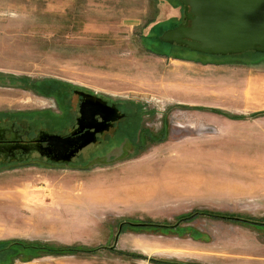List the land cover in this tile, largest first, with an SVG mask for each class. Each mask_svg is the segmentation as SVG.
<instances>
[{
    "label": "rangeland",
    "instance_id": "rangeland-1",
    "mask_svg": "<svg viewBox=\"0 0 264 264\" xmlns=\"http://www.w3.org/2000/svg\"><path fill=\"white\" fill-rule=\"evenodd\" d=\"M182 10L179 0H0V118L43 120V93L58 83L136 118L90 167L0 168V239H10L0 262L264 264V226L201 216L162 233L127 223L172 225L206 208L264 221V56L162 42ZM14 239L98 249L25 263Z\"/></svg>",
    "mask_w": 264,
    "mask_h": 264
},
{
    "label": "flooded vegetation",
    "instance_id": "flooded-vegetation-1",
    "mask_svg": "<svg viewBox=\"0 0 264 264\" xmlns=\"http://www.w3.org/2000/svg\"><path fill=\"white\" fill-rule=\"evenodd\" d=\"M43 95V100L52 102L43 112V120H25L21 116L0 118V168L34 162L90 167V158L96 152L118 150L114 143L136 119L121 107V102L87 89L58 83ZM90 132H95L94 136ZM84 134L91 141L81 139ZM58 139L65 147L55 146ZM82 141L86 144L73 151Z\"/></svg>",
    "mask_w": 264,
    "mask_h": 264
},
{
    "label": "water",
    "instance_id": "water-1",
    "mask_svg": "<svg viewBox=\"0 0 264 264\" xmlns=\"http://www.w3.org/2000/svg\"><path fill=\"white\" fill-rule=\"evenodd\" d=\"M179 1L183 7V22L164 30L159 36L162 42L208 55L224 56L246 51L264 54V0ZM90 134L94 136L95 132ZM88 137L84 134L81 139L88 143L91 141ZM59 140L55 146L65 147Z\"/></svg>",
    "mask_w": 264,
    "mask_h": 264
},
{
    "label": "trees",
    "instance_id": "trees-1",
    "mask_svg": "<svg viewBox=\"0 0 264 264\" xmlns=\"http://www.w3.org/2000/svg\"><path fill=\"white\" fill-rule=\"evenodd\" d=\"M244 53V52H243ZM243 53H239V54H243ZM245 53H248L247 55H249L248 57H251L252 53H256L258 55H262L264 56L263 53H258L255 51H247ZM235 55V54H233ZM255 55V54H254ZM256 59V58H255ZM253 59V60H255ZM217 112H221L219 110H217ZM233 119H243L245 118L242 115H232L230 116ZM201 216H207V217H211V218H217V219H234L231 218L229 215L222 213V212H215V211H210L207 209H195L193 210V212L184 214L182 216H179L176 220V223L169 225V224H163V223H152V222H142L143 224H141V227H149L150 229H157L159 231H161L162 233H165L166 230H174L177 231L180 229L179 224L181 222H188V221H192L194 218L196 217H201ZM235 220H241L239 218H235ZM241 221L243 222H248L251 223L248 220H244L242 219ZM190 234L191 237L193 238H199L202 234H200L197 231L194 230H190ZM10 242V246L13 249V247H17V248H22L23 250H27L28 253V258L24 259L22 256H16L18 259L22 260V261H28L31 260L33 257H40L42 255H77V254H93L97 251V247H88L85 245H60V246H56V245H35V244H30L28 242H24V241H19V240H13V241H9ZM121 252V251H120ZM120 254H126L129 255L131 257H135V258H146L145 256L141 255V254H136V253H129V252H121ZM149 261H151L152 263L155 264H193V263H185V262H180V261H154L152 258H148Z\"/></svg>",
    "mask_w": 264,
    "mask_h": 264
},
{
    "label": "crops",
    "instance_id": "crops-1",
    "mask_svg": "<svg viewBox=\"0 0 264 264\" xmlns=\"http://www.w3.org/2000/svg\"><path fill=\"white\" fill-rule=\"evenodd\" d=\"M191 51V50H190ZM194 52V51H193ZM203 54V53H202ZM206 55H208V54H206ZM219 113H221V112H219ZM223 116H225V117H227L228 119H232V120H235V119H233V118H231L230 116H232V115H228V114H226V113H224V114H222ZM244 119V118H243ZM207 209V208H206ZM207 210H209V209H207ZM210 211H213V210H210ZM216 212V211H215ZM217 212H222V213H225V214H227V215H229L231 218H234V219H221V220H224V221H227V222H229V223H233V224H239V225H247V224H250V225H253V226H255L254 228H256V226H264V221H261V222H259V221H256V220H253V219H249V218H244V217H241V216H238V214H235V213H232V212H224V211H217ZM235 218H239V219H244V220H248V221H250L251 223H248V222H243V221H241V220H235ZM214 219H217V218H214ZM122 223L123 222H119V224L118 225H120L121 227H120V229L122 228ZM130 226H133V227H135V226H137V225H141V224H143L142 222H136V223H132V222H127ZM249 225V226H250ZM253 226H250V227H253ZM138 227H141V226H138ZM256 229H259V228H256ZM262 229H264V227H262ZM7 241V240H10V239H0V242L1 241ZM15 240V239H14ZM223 244V249H225V244L224 243H222ZM229 249H230V251L229 252H233V253H235V252H238V253H240L241 252V250H239V249H237V248H235V247H233V246H231V248L229 247ZM243 252V251H242ZM43 256H46V255H42V256H40V257H43ZM47 256H64V255H47ZM40 257H33L31 260H33V259H36V258H40ZM31 260H28V261H22V262H25V263H28L29 261H31ZM0 264H5V262H3V261H1L0 262ZM9 264H14V263H9Z\"/></svg>",
    "mask_w": 264,
    "mask_h": 264
}]
</instances>
